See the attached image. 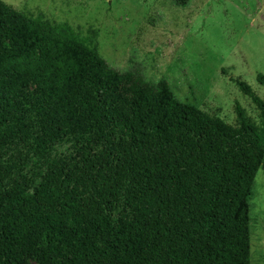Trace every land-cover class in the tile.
Here are the masks:
<instances>
[{
    "label": "trees",
    "instance_id": "trees-1",
    "mask_svg": "<svg viewBox=\"0 0 264 264\" xmlns=\"http://www.w3.org/2000/svg\"><path fill=\"white\" fill-rule=\"evenodd\" d=\"M235 82L258 124L238 102L231 125L180 101L0 0V264H251L264 100Z\"/></svg>",
    "mask_w": 264,
    "mask_h": 264
},
{
    "label": "rangeland",
    "instance_id": "rangeland-1",
    "mask_svg": "<svg viewBox=\"0 0 264 264\" xmlns=\"http://www.w3.org/2000/svg\"><path fill=\"white\" fill-rule=\"evenodd\" d=\"M50 24L67 23L119 70L234 125V104L259 123L235 80L264 100V0H3ZM31 85L27 90H33ZM250 263L264 264V160L249 200ZM44 246L40 239L38 247ZM20 264H39L22 254Z\"/></svg>",
    "mask_w": 264,
    "mask_h": 264
}]
</instances>
